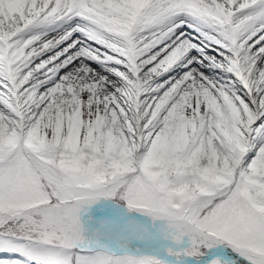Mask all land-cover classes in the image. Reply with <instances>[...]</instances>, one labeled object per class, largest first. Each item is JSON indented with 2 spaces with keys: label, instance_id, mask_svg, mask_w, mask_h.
I'll list each match as a JSON object with an SVG mask.
<instances>
[{
  "label": "snow or ice",
  "instance_id": "snow-or-ice-1",
  "mask_svg": "<svg viewBox=\"0 0 264 264\" xmlns=\"http://www.w3.org/2000/svg\"><path fill=\"white\" fill-rule=\"evenodd\" d=\"M0 264H264V0H0Z\"/></svg>",
  "mask_w": 264,
  "mask_h": 264
}]
</instances>
